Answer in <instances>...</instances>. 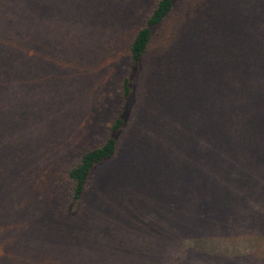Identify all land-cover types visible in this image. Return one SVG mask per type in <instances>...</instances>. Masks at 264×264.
<instances>
[{
  "label": "trees",
  "instance_id": "16d2710c",
  "mask_svg": "<svg viewBox=\"0 0 264 264\" xmlns=\"http://www.w3.org/2000/svg\"><path fill=\"white\" fill-rule=\"evenodd\" d=\"M149 2L0 0V264H264V0Z\"/></svg>",
  "mask_w": 264,
  "mask_h": 264
},
{
  "label": "rangeland",
  "instance_id": "374dc122",
  "mask_svg": "<svg viewBox=\"0 0 264 264\" xmlns=\"http://www.w3.org/2000/svg\"><path fill=\"white\" fill-rule=\"evenodd\" d=\"M151 4V0L149 5ZM148 10V6L144 7L141 11V16L143 17L144 13ZM140 24L139 21L129 22L125 27L134 28ZM125 27L123 29H125ZM116 32H113L111 36L113 37ZM114 52L121 53L120 48L119 50L116 49L115 46H112V49L109 50L103 60L102 67L98 77V85L97 90L93 94L92 98V109L95 119L93 120L94 125L91 128L93 130V134L91 137V144L97 143V141L105 135V129L107 122H109L112 117L117 113V98H116V86L118 85V77L116 66L118 65V55L115 56ZM86 97V93H85ZM205 121V120H204ZM85 125V124H83ZM89 126V125H88ZM87 126V127H88ZM206 127V122H204V128ZM196 150L193 153L194 159H203V154L197 153ZM158 219V215L155 212H150L147 217L145 218V222H152Z\"/></svg>",
  "mask_w": 264,
  "mask_h": 264
}]
</instances>
